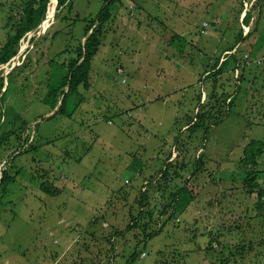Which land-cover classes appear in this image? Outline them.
Listing matches in <instances>:
<instances>
[{
	"label": "rangeland",
	"instance_id": "1",
	"mask_svg": "<svg viewBox=\"0 0 264 264\" xmlns=\"http://www.w3.org/2000/svg\"><path fill=\"white\" fill-rule=\"evenodd\" d=\"M29 2L0 0V48ZM106 2L72 0L57 12L49 0L45 19L0 64L6 125L25 120L35 145L2 151L0 171L12 155L16 177L0 193V264H126L133 251L140 254L129 264H264V192L258 199L245 191L239 162L248 141H264V0L112 3L90 87L69 97V115L49 118L61 97L52 110V100L43 101L48 88L67 73L87 21ZM249 9L250 26H242ZM241 28L252 33L236 43ZM230 54L239 66L231 61L208 78L215 60ZM197 110L211 116L206 135L188 129ZM170 152L168 179L160 170ZM201 153L204 166L194 171ZM258 169L263 175L264 146ZM151 178L150 225L164 222L161 207L185 180L195 198L143 248L148 215L126 227ZM43 180L57 193L43 191ZM256 185L264 191V178ZM231 224L240 227L225 228Z\"/></svg>",
	"mask_w": 264,
	"mask_h": 264
},
{
	"label": "trees",
	"instance_id": "2",
	"mask_svg": "<svg viewBox=\"0 0 264 264\" xmlns=\"http://www.w3.org/2000/svg\"><path fill=\"white\" fill-rule=\"evenodd\" d=\"M72 0H57V7L56 11L60 12L64 7L69 6ZM116 1L121 0H108L101 10L98 12L95 18L90 19L87 21L85 28H84V40L81 42L77 48L75 49V56L72 57L67 64V73L60 79V81L55 84L51 85L48 88L46 93V97L43 99L44 102L46 100H52V110L57 106L59 98L62 96L61 103L56 108L55 112H53L49 118L55 116L56 114L60 115H69L66 111V103L69 97L77 93L79 87L82 86L84 89H88L90 87L89 82V72L91 69V62L93 57L99 50V47L102 43V36L105 24L111 18V7L110 5ZM49 0H30L27 4L26 8L23 10L19 19L15 21L14 25L11 27V32L7 36L6 41L0 48V64L7 62L10 58H12L19 49V42L23 35L34 28H36L44 19L46 15L47 4ZM243 2V0H242ZM252 7V5H251ZM251 12L250 9L245 12V15L242 18V26L249 27L251 21ZM252 30L248 28L246 33L244 34L243 29L241 28L237 34L236 43L240 40H247V38L251 35ZM175 38V36L173 37ZM233 46L227 48L226 51H231ZM227 55V54H226ZM230 58L226 59L225 56L221 60L219 57L215 62L212 64V70L209 71L207 74L208 78L215 79L219 76L226 67L232 61V67L236 68L239 66L238 60L230 54ZM67 87V90L64 91V88ZM4 88V80L0 77V160L2 159V151L7 148L8 150L18 142L20 146L23 147V151L25 152L27 149L35 148V145L32 144L34 139H31V135L28 132L25 134L27 122L22 119H14L12 125L7 126L6 123L9 121L5 118L4 110H2L1 106L3 104V100L5 97L6 88ZM230 104L232 103V99L230 100ZM51 112V111H50ZM210 114H207V110L196 111L194 116L190 118L188 129L192 132L196 131L197 129L204 128L205 135L208 131L209 125H207L206 121L209 120ZM20 121V123H18ZM14 141V142H13ZM30 141V142H29ZM175 143H180L179 136L174 138ZM30 143V147H26L27 143ZM263 146L264 141L258 139H251L248 141L246 146L243 149V156L240 158L239 162L243 166L244 175H243V187L247 193L253 194L257 192L258 199L263 196V190L261 187H257V182L259 178H264V174L262 175L263 171L258 169L259 164V157L263 153ZM204 145H202V149ZM171 152L168 153V157L166 158L163 168L160 170V176L164 178H168L169 171L173 167V159L170 156ZM11 157V158H10ZM204 154H197L195 158L196 168L194 171L199 170L204 166L203 162ZM10 158L9 161L6 162V167L1 169V176H0V193L3 194L11 183L15 182L16 174L11 172V167L9 165L10 162L13 161V157L8 156ZM139 163L136 161L130 165V168L136 169ZM193 171V173H194ZM169 179V178H168ZM153 178L145 180L142 188L140 189V194L136 199V203L138 204L137 211L130 212V223L127 225L126 230H130L136 226H140L139 222L142 217L146 214L148 215V221H146L143 225H141L144 237L142 240V247L146 248V243L148 240L157 236L162 228L177 218L178 215L183 214L186 212L188 206L192 203L195 198V194L191 190L190 186L187 184V180H185L184 184L177 187L174 191H171L168 195V201L162 205L161 208L164 213H167V216L162 222L160 226L150 225L153 222L152 215L153 211L145 212L144 205H148V192L147 186L151 185ZM41 188L43 191L48 193V195H54L57 193L56 187H53L50 182L43 180L41 182ZM2 191V192H1ZM233 227H240L239 225L231 224L227 225L225 228ZM121 234V232H119ZM216 240V236L210 240L207 244L208 250H215L213 249L212 242ZM251 243L249 244V246ZM238 249L243 250L245 249L244 244H241ZM238 252V250H237ZM240 253V252H238ZM140 252L133 251L130 256L129 260L126 264L134 262ZM227 258H222L221 262Z\"/></svg>",
	"mask_w": 264,
	"mask_h": 264
},
{
	"label": "built area",
	"instance_id": "3",
	"mask_svg": "<svg viewBox=\"0 0 264 264\" xmlns=\"http://www.w3.org/2000/svg\"><path fill=\"white\" fill-rule=\"evenodd\" d=\"M204 24L206 25V22H204ZM203 32H205V33H206V30H204V29H203ZM245 57H247V56H245ZM117 73H118V74H121V73H123V72H122V69H121V68H119V69L117 70Z\"/></svg>",
	"mask_w": 264,
	"mask_h": 264
},
{
	"label": "water",
	"instance_id": "4",
	"mask_svg": "<svg viewBox=\"0 0 264 264\" xmlns=\"http://www.w3.org/2000/svg\"><path fill=\"white\" fill-rule=\"evenodd\" d=\"M56 4H57V0H56ZM40 26H41V25H40ZM40 26H39V27H40ZM39 27H38V28H39ZM40 29H41V28H40ZM17 54H18V53H17ZM62 96H63V95H62ZM62 96H61V99H62ZM61 99H60L59 103H61Z\"/></svg>",
	"mask_w": 264,
	"mask_h": 264
},
{
	"label": "crops",
	"instance_id": "5",
	"mask_svg": "<svg viewBox=\"0 0 264 264\" xmlns=\"http://www.w3.org/2000/svg\"><path fill=\"white\" fill-rule=\"evenodd\" d=\"M205 33V32H204ZM226 51V50H225ZM222 59V58H221ZM212 66V65H211ZM221 76V75H220Z\"/></svg>",
	"mask_w": 264,
	"mask_h": 264
}]
</instances>
